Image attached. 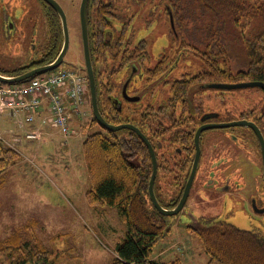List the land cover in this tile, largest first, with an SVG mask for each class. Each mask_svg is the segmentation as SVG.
<instances>
[{
  "label": "rangeland",
  "instance_id": "1",
  "mask_svg": "<svg viewBox=\"0 0 264 264\" xmlns=\"http://www.w3.org/2000/svg\"><path fill=\"white\" fill-rule=\"evenodd\" d=\"M57 1L68 17L70 48L59 68L40 76H48L65 68L75 72L85 70L79 20L82 0ZM93 1L91 24L94 26L97 2L109 3L114 0ZM177 1L179 6H184V14L188 15L189 5ZM169 3L170 0H116L114 4L120 23H129L127 39L131 42V47L145 42L146 48L139 53L144 56L146 66L150 67L157 63L160 56H168L169 59L175 56L173 60L178 67H175L176 70L168 79L209 70L212 61L209 50L207 52L203 48L198 50L192 47L196 45L193 40L195 35L191 33L194 27L185 26L190 29L183 28L182 38L181 31H177L174 25ZM255 6L258 7L259 4ZM41 13L42 11L37 12L23 5L18 12L21 19L18 38H6L0 34V70L4 75L20 73L37 58V53L46 51L52 40L48 38L49 31L46 28H39L37 31L31 23L35 18L40 19ZM193 13L194 11L188 19H192ZM183 39L185 45H191L188 51L182 52L184 57L177 53V47ZM32 45H35V51ZM61 46L62 41L59 48ZM229 58L231 72L248 69L249 57L243 46L232 48ZM29 81L30 79L14 86ZM0 86L11 85L0 83ZM87 92L90 99L89 87ZM164 94L165 91L156 86L151 91L142 93V101L149 102L154 95L162 100L165 98ZM194 94L200 104L204 101L205 109H223V102L227 106L230 101L237 114L243 111L247 116L255 118L258 111H264V90L260 88L222 90L205 87L199 88ZM141 104L126 101L124 108L140 107ZM84 112L85 121L77 130L70 125L72 133L68 138L60 133L53 140L47 141L44 138V142L26 140L23 132L24 146L18 147L20 159L0 174V264H114L118 259L116 248L126 237L127 225L116 206L90 203L87 192L91 191V186L83 152V142L89 135L99 131L108 135V131L94 122L91 105L87 106V101ZM8 127H13V124L0 118V131L3 133ZM17 127L15 128L18 129ZM27 129L33 130L30 124H27ZM129 132L130 130H121L116 133L118 136H125ZM3 134L9 141L10 136ZM248 147L250 151L254 150V145ZM208 161L207 157L206 162ZM241 163L245 177V181H241L243 195L236 194L234 190L220 193L214 187L209 189L197 179L181 212L163 215L161 225L167 232L154 245L151 260L161 264H208L210 257L194 231L197 226L208 221H220L264 237V203H257L256 209L251 203L252 198L255 200V191L259 186L256 179L258 170L248 159L242 158ZM214 170L216 169H212V172ZM151 173L152 171L149 174ZM175 175L174 172L160 171L156 180V197L168 208L176 203L173 204L181 193V186L175 185ZM215 178L216 176H208L205 181L210 179V183ZM141 189L144 197L148 196V185ZM145 208L152 213L149 198ZM231 258H234V253ZM235 262L263 264L258 257L242 260L236 258Z\"/></svg>",
  "mask_w": 264,
  "mask_h": 264
},
{
  "label": "trees",
  "instance_id": "2",
  "mask_svg": "<svg viewBox=\"0 0 264 264\" xmlns=\"http://www.w3.org/2000/svg\"><path fill=\"white\" fill-rule=\"evenodd\" d=\"M180 1L189 5L188 15L184 14L186 11L184 6H179L177 0H170L169 3L176 30L181 31L183 38V28L194 27L196 32H193V29L191 33L195 35L193 40L196 45L192 47L198 50L203 48L207 52L209 50L212 57L209 70L195 73L196 77H192L193 74L184 75L183 80H190L188 84L201 85L206 82H209L208 84L242 82L264 84V0H255L256 3L253 4L249 2L254 0ZM97 3L96 22L94 26L92 25L90 44L92 60L99 68L96 70L98 73L101 68L99 64H103L105 69L114 67L112 61L117 53L125 51V57L128 53L136 55L147 45L141 42L138 46L131 47V42L127 39L129 23H124L126 25L120 23L114 4L116 0L109 3L105 1ZM257 4H259L258 7L255 6ZM190 9L194 11L192 19H188L193 12ZM119 26H121L120 29ZM60 41L54 45L51 52L52 58L48 62H52L57 57L61 49ZM185 44L183 39L178 45L179 56H183L182 52L190 49L191 45ZM236 46H243L249 57V67L246 71L233 73L228 63L229 52ZM48 50L51 51L50 48ZM173 57L175 56L169 59L168 56H160L153 67L146 69L145 75L152 80H157L166 72L170 74L171 69L176 70L175 67H178ZM127 61L124 62L127 63ZM97 77L99 79L97 82L98 103L103 117L114 125L129 122L128 117L117 111L113 99L111 76L97 74ZM180 79L181 77L173 78L174 81L169 80L168 85L173 82L177 85L187 84ZM184 87L186 86H179V90H182L180 94L187 92ZM202 88L204 89L205 86ZM37 115L36 113V119ZM93 120L98 124L94 116ZM83 152L91 186V191L87 192L90 203L116 206L127 225L126 237L116 248L118 259L114 264H161L151 260V253L154 245L163 238L167 229H163L161 225L164 220L163 215L153 206L152 213L145 208L149 194L144 197L141 188L148 185L151 164L144 142L131 131L125 136H118L116 132L110 131L106 135L99 131L84 140ZM19 159L20 153L0 140V174L16 164ZM136 159L139 163L134 162ZM196 229L194 231L210 257L208 264H236V258L242 260L256 257L264 264V237L242 231L220 221H208L197 226ZM233 253L234 258H231ZM23 262L25 263L26 260Z\"/></svg>",
  "mask_w": 264,
  "mask_h": 264
},
{
  "label": "flooded vegetation",
  "instance_id": "3",
  "mask_svg": "<svg viewBox=\"0 0 264 264\" xmlns=\"http://www.w3.org/2000/svg\"><path fill=\"white\" fill-rule=\"evenodd\" d=\"M57 2L59 3V1ZM93 2V0H89L90 41ZM59 4L61 5V3ZM23 5L28 9H35L37 12L38 10L42 11L40 19L39 17L35 18L31 23L37 31L39 28H46L50 33L48 38H52V40L46 51L41 54L37 53V58L21 73L46 65L48 60L52 58L51 52L54 45L59 40H63L60 19L55 10L44 0H0V34L2 36L6 38L16 36L18 38L20 33L18 31H21L19 25L21 19L18 12H20ZM34 39L36 40V36H34ZM32 49L35 51V45H32ZM143 59L144 56L140 53L136 55L135 53H128L125 57V51H121L115 55V59L112 61L114 67L111 69H105L103 64H99L101 68L97 73L96 70L99 68L96 67L97 64H94L96 80L99 82L97 74L99 76H111L112 89L114 90L113 99L118 113L128 117V123L137 126L148 138L157 155L158 172L176 173L174 182L175 185L181 186V193L173 202V204L176 203L172 207H176L182 199L186 183L197 157L199 158L198 168L193 185L197 179H200L199 182L206 184L209 189L214 187L220 193L234 190L240 196L243 195L244 189L241 186V181H245L241 162L242 158L248 159L250 164L256 166L258 170L256 179L259 186L255 191V200L253 201L252 198L251 203L254 204L255 209L257 203L261 202L263 204L264 111H258L255 118L254 116H247L246 112L243 111L237 114L230 101H228L227 106L223 102V109H205L203 106L204 101L200 104L194 92L208 85L209 82L204 83L205 85L199 83L188 84L190 80H183L182 76L180 81L187 82V84L177 85L173 82V84L168 85V81L172 80V78L168 79V76L173 74L174 69H171L170 74L166 72L160 75L157 80H152L145 75L146 69H150V66H146ZM125 60H128L127 63L124 62ZM0 73L3 72L0 70ZM196 76V74H193L192 77ZM183 85L186 86L184 88L187 92L180 94L179 92L182 90H179V86ZM156 86H160L161 90L165 91V98L159 100L154 95L151 101L143 102L142 93L151 91ZM125 87L129 98L124 96L123 90ZM130 98L138 100H130ZM126 101L142 104L140 107L133 106L125 110L124 102ZM240 121L254 123L259 129L263 141H260L253 127H225L229 123ZM200 130H202L201 133H199ZM248 145H254V150L250 151ZM146 148L149 153V148ZM199 148L200 155L198 156ZM207 157L208 162H206ZM134 162L139 163V160L136 159ZM150 164L152 171L151 158ZM212 169L216 170L212 172ZM208 176H216V178L208 183L210 179L205 181Z\"/></svg>",
  "mask_w": 264,
  "mask_h": 264
},
{
  "label": "built area",
  "instance_id": "4",
  "mask_svg": "<svg viewBox=\"0 0 264 264\" xmlns=\"http://www.w3.org/2000/svg\"><path fill=\"white\" fill-rule=\"evenodd\" d=\"M86 93L85 76L69 69L36 77L23 85L0 86V117L16 120L19 128L25 130L27 139L39 140L42 137L40 129L26 130L25 125L35 122V114L47 103L50 115L42 119V124L53 125L68 135L70 121L73 118L81 121L85 115Z\"/></svg>",
  "mask_w": 264,
  "mask_h": 264
},
{
  "label": "water",
  "instance_id": "5",
  "mask_svg": "<svg viewBox=\"0 0 264 264\" xmlns=\"http://www.w3.org/2000/svg\"><path fill=\"white\" fill-rule=\"evenodd\" d=\"M44 1L55 10L61 22L63 42H62V47L58 53V56L51 63H48L41 67L31 69L20 75L6 76L3 74H0V83L7 84V85L23 83L35 76L56 70L63 63L69 51L70 42H71L67 14L64 11L63 7L56 0H44ZM79 15H80V29H81V38H82V47H83V60H84L85 71H86L88 82H89L90 99H91L93 116L98 122V124L106 131L118 132L121 130H130V131L135 132L144 141V143L149 148L151 158H152V163H153V172L150 178L149 188H148L150 201L152 205L154 206V208L161 215H164V216L176 215L182 210V208L184 207L188 199V196L190 194V190L193 185V181H194V178L197 172L199 158L197 157L196 159L195 165L186 183L182 199L180 203L178 204V206L172 210L164 208L160 204L155 194V181H156L157 174H158V165H157V157L155 154V150L151 147V144L148 138L134 124H131V123H122L119 125L110 124L109 122L106 121V119L103 117L100 111L99 103H98L96 76H95V71H94V66H93L92 55H91L90 32H89V0L81 1ZM205 87L211 88V89H222V90H227V89L236 90V89H247V88L264 89V84L260 82H242V83H237V84L213 83V84H208ZM123 93L126 98H129L126 92V87L124 88ZM130 100H138V99L130 98ZM232 126H245L248 128L253 127L255 133L258 134L260 141L261 142L263 141L260 135L261 133L254 123H251L248 121H240V122H233V123H229L228 125H225V127H232ZM201 132L202 130L199 131V133ZM199 155H200V148L198 149V156Z\"/></svg>",
  "mask_w": 264,
  "mask_h": 264
},
{
  "label": "crops",
  "instance_id": "6",
  "mask_svg": "<svg viewBox=\"0 0 264 264\" xmlns=\"http://www.w3.org/2000/svg\"><path fill=\"white\" fill-rule=\"evenodd\" d=\"M87 106H88V104H87ZM47 107H48L47 103H44L43 109L40 112L37 113L38 114L37 115V120L34 123H30V126L33 128V130H36V129H39V128L41 129V131L43 133L41 141H43V142H44V138H46L47 141H48V139L53 140V139H56L58 134L60 135V133H62L58 128H56L53 125H50V124H44L43 125L42 124L41 120L44 117H48L50 115V112H49ZM0 118H3L6 121L11 122L13 124V127H8L7 131L3 132V133H5V135H9L10 136L9 141L6 140V138L4 137V134L1 131H0V134L2 135V137L4 138V140L8 144L16 146L17 147V151H18L19 150L18 147H20L21 145L24 146L25 138L22 137V134H23V132L25 130L19 128L17 121L14 120V119H11L8 116H2ZM70 123H71L70 124L71 128H73L74 130H77L78 128H80V125L78 124V122L76 120H73ZM27 124H29V123H27ZM27 124L25 125V129L29 130V129H27ZM16 126H18L17 127L18 129L15 128ZM24 134H25V132H24ZM16 139H19L20 143H17ZM85 166H86V162H85ZM86 171H87V168H86Z\"/></svg>",
  "mask_w": 264,
  "mask_h": 264
},
{
  "label": "bare ground",
  "instance_id": "7",
  "mask_svg": "<svg viewBox=\"0 0 264 264\" xmlns=\"http://www.w3.org/2000/svg\"><path fill=\"white\" fill-rule=\"evenodd\" d=\"M175 25V24H174Z\"/></svg>",
  "mask_w": 264,
  "mask_h": 264
}]
</instances>
